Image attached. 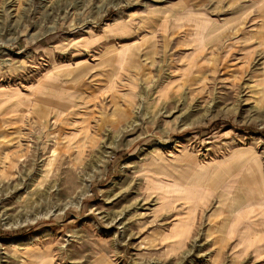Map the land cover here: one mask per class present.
<instances>
[{"label":"rangeland","instance_id":"1","mask_svg":"<svg viewBox=\"0 0 264 264\" xmlns=\"http://www.w3.org/2000/svg\"><path fill=\"white\" fill-rule=\"evenodd\" d=\"M263 195L264 0H0V264H264Z\"/></svg>","mask_w":264,"mask_h":264},{"label":"crops","instance_id":"2","mask_svg":"<svg viewBox=\"0 0 264 264\" xmlns=\"http://www.w3.org/2000/svg\"><path fill=\"white\" fill-rule=\"evenodd\" d=\"M253 203L255 204V209H243L248 204ZM257 208H260V210H256ZM239 209H243V217L235 214L228 227L231 235L229 238L231 252L240 257V259L250 256L253 261H260L264 258V195L262 199L243 204L242 208ZM251 213H253V216H255V213L261 214V216L252 218L253 216L249 215Z\"/></svg>","mask_w":264,"mask_h":264}]
</instances>
